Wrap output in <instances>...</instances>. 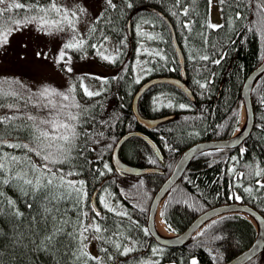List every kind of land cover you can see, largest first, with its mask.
<instances>
[{
	"label": "trees",
	"instance_id": "1",
	"mask_svg": "<svg viewBox=\"0 0 264 264\" xmlns=\"http://www.w3.org/2000/svg\"><path fill=\"white\" fill-rule=\"evenodd\" d=\"M7 2L12 3L13 0ZM20 2L33 4L36 0ZM56 2L69 12L70 18L72 12L77 13L72 18L74 29L66 22L59 25L62 30L53 26L50 34L54 38L46 34L47 29L38 31L36 23L20 30L44 34L45 43L50 42L45 46L52 53L56 52L57 59L65 43L83 41L81 47L64 49L61 63L66 62L71 68L70 72L62 70V76L66 72L69 74L66 86L68 91L71 89L70 100L86 109L79 117L77 130L86 131L87 135L82 134L78 138L79 148L73 152L75 159L71 164L54 165L65 172L75 166L73 170L77 174L67 179L85 182L84 191L88 196L81 205L83 211L95 216L91 211V195L96 191L97 210L106 218L97 220L110 229L104 232V236L110 237L112 243L89 239L85 241L83 250L89 253L87 245L93 241L97 256L89 254L102 258L101 264H191L193 260L197 264H222L247 248L256 236V227L239 213H227L211 219L186 244L178 247L156 243L148 233L145 221L153 194L171 171L179 154L196 141L229 137L239 127L243 108L241 85L264 56V11H261L258 0H226L223 5L218 0L222 17L220 25H223L218 30L203 26L209 22L208 0H181L180 4H176V0H114L118 7L108 8L99 22H96V17L107 8L104 0H98L94 7L67 4L66 0ZM39 3L47 5L50 0H39ZM129 3L131 8L127 6ZM81 7L87 9L83 14L79 12ZM184 8L190 9L188 15H173L182 13ZM237 13L240 14L239 19L236 18ZM33 14L26 13L24 9H13L6 16L23 19ZM48 19L58 20L60 17L52 12ZM184 22L189 23V29L182 27ZM93 28L96 30L92 31ZM141 29L159 39L141 37ZM172 29L184 55L186 75L183 80L193 98L168 82L150 85L138 98L140 114L145 117L170 116L156 125L143 128L132 111V98L139 85L159 75L181 77ZM105 36L115 44V53L109 61L112 71L98 76L99 86L94 93L99 95L89 97L85 94L83 82L92 75L79 68L74 74L72 67L88 59L91 64L97 48L107 41ZM156 52L160 55H155ZM202 55H208L210 59L200 60ZM216 60L220 62L214 63ZM61 63H56V67ZM200 84H205V87L201 88ZM0 85V105H3L0 116H18L25 110L35 112L31 106L34 101L23 97L16 87ZM12 92L19 95L12 96L9 94ZM33 94H38V91H33L30 96ZM251 100L255 122L248 137L236 148L213 149L195 156L162 200L159 214L173 232H182L205 209L235 201L252 205L264 217V187H261L264 183H257L264 174H255L257 171L264 173V127H261L264 126V73L252 87ZM180 104L185 108H180ZM70 110L80 112L78 108ZM24 122L17 119L10 124H0V130L10 133L5 137L10 143H27L29 133L26 130L13 131V125ZM130 130L147 133L159 147L162 159L137 136L123 142L119 148L120 157L129 164L151 166L161 171L132 175L114 169L111 151L118 138ZM4 153L25 155L23 149L0 147V155ZM29 155L36 164L43 163L34 153ZM105 164L110 171L104 168ZM100 172L105 174L101 176ZM0 192L4 194L0 199L5 201L4 210L0 212V264H85L87 258L80 256V243L63 234L71 233L73 225L62 224V221L74 222L77 219L74 200L60 202L56 206L59 212L54 208L46 216L43 201L33 203L31 197L9 185L0 187ZM100 196L108 199L113 212L103 208ZM8 199L15 202L14 208L7 205ZM30 203L33 205L31 208L28 206ZM16 210L22 215H15ZM117 212L126 215L118 216ZM53 216L57 217L56 221H53ZM55 228H62V232L48 244L45 238ZM116 243L122 246L120 250L115 248ZM125 246L134 250L121 255ZM101 248H107L108 252L101 251ZM87 264H96V261L87 260ZM245 264H264V248Z\"/></svg>",
	"mask_w": 264,
	"mask_h": 264
},
{
	"label": "snow or ice",
	"instance_id": "2",
	"mask_svg": "<svg viewBox=\"0 0 264 264\" xmlns=\"http://www.w3.org/2000/svg\"><path fill=\"white\" fill-rule=\"evenodd\" d=\"M107 8H105L99 16L96 17V22L102 20L108 8L116 9L118 7L114 0H104ZM226 0H220L223 5ZM181 0H176V4H180ZM211 4L212 0H208ZM7 5L6 7H0V46L7 43L8 36L12 34L13 31H18L23 26L28 24L36 23L38 25L37 30L44 32L45 29L48 30L46 34H50L51 28L53 26L58 27L61 23L66 22L70 27L74 29V17L77 16L76 12L71 13L59 6L56 0H50L47 5H40L39 0L33 4H24L20 0H13L12 3H8L7 0H0V5ZM261 11H264V0H260ZM129 8L132 7L131 3L127 5ZM13 9H24L26 13H35L33 15H26L23 19H13L12 17H7L6 14L13 11ZM87 9L81 7L79 12L81 14L85 13ZM55 12L57 16L60 17L58 20H49L48 15ZM190 12L189 8H184L182 13H173V15H188ZM236 18H240V14H236ZM147 23V21H145ZM207 29L218 30L223 27V25H216L210 22H205L203 25ZM182 27L189 29L190 25L187 22L182 24ZM96 29L93 28L92 31ZM141 37L147 36L149 40L159 39V37L151 36L145 33L142 29L139 31ZM202 35V34H201ZM107 40V37H104ZM83 45V41L79 43H65L63 48L59 53V59L56 63L59 64L64 60L65 52L64 49L77 48ZM96 47V45H92ZM146 51V49H145ZM37 53V56H40ZM155 55L159 56L160 53L156 52ZM163 58V57H161ZM103 59H112L109 56H103ZM193 60L196 59L195 56L192 57ZM200 60L207 61L210 59L208 55L199 56ZM214 63H219V60L213 61ZM71 71V68L67 69ZM201 88L205 87V84L199 85ZM71 89L68 93L60 92L55 89L45 88L38 94H33L29 97V101H34L32 103V108L35 112L25 110L20 115L13 116H0V124H10L12 121L20 119L25 121L19 125H13V131L26 130L29 133V139L27 143H10L5 137L10 133L0 130V147L6 146L8 148L23 149L25 152L24 156L12 155L10 153H4L0 155V187L4 185H9L18 188L26 197H31L33 203L36 200L43 201V209L45 215L51 214L53 209L59 212V208L56 207L60 202L65 200H74V207L77 210V219L74 222L64 220L62 224L72 223L73 231L71 233H63L64 235L70 236L73 240H77L80 245V256L86 257L87 260L96 261V264H101L102 258L92 257L89 253L83 249L86 247L85 241L89 239H96L102 243H112L110 237H105L104 232L110 231L102 222L98 221L97 218L106 219L102 216V213L97 210L95 203L91 204V211L95 213V216H90L88 211H83L81 205L87 199V192L84 191L85 182L72 181L67 179L69 176L76 175L77 173L73 170V167L69 168L68 171H64L62 168H56V164H71L75 157L73 152L79 148L77 144L78 138L84 134L87 135L86 131H78L77 128L80 126L79 117L83 111H86L79 103L70 100ZM12 96H18L16 92L9 93ZM85 94L89 97L94 95H99L98 92L94 93L87 91L85 89ZM68 102V103H65ZM264 102V101H262ZM26 107L28 101L25 102ZM171 106V105H169ZM3 107V105H0ZM10 108H16L15 105H9ZM180 108H185L184 104L179 105ZM78 108L80 112H72L70 109ZM17 111L19 109L17 108ZM264 127V126H261ZM82 151V150H81ZM243 149L241 152L243 153ZM31 153L40 157L43 161L42 164H36L31 159ZM235 159V158H233ZM90 163V162H89ZM104 168L109 169L108 165L105 164ZM105 173L100 172L103 176ZM260 176L264 173L257 171L255 173ZM260 184V181H257ZM264 187V184H261ZM245 191H250V189H245ZM3 193L0 192V197H3ZM239 199V197H236ZM100 204L108 212H113L114 209L110 206L108 199L105 196L99 197ZM5 201L0 199V212L4 210ZM7 205L10 207L15 206V202L11 199L7 200ZM30 208L33 206L32 203L28 205ZM15 215L20 216L18 210L14 212ZM116 215H126L122 213H115ZM53 221L57 220L56 216L52 217ZM85 220L88 222L85 223ZM213 223H216L215 221ZM55 227V226H54ZM62 228H55V230L48 235L45 239L48 244L55 241V238L61 234ZM219 239V237H217ZM119 243L115 244L117 250L121 249ZM134 249L130 247H123L120 252L121 255H127ZM101 251L107 253V248H101ZM108 259H112L108 256ZM85 260V264H87ZM191 264H197L195 260Z\"/></svg>",
	"mask_w": 264,
	"mask_h": 264
},
{
	"label": "water",
	"instance_id": "3",
	"mask_svg": "<svg viewBox=\"0 0 264 264\" xmlns=\"http://www.w3.org/2000/svg\"><path fill=\"white\" fill-rule=\"evenodd\" d=\"M260 3V0H258ZM172 42L174 44L178 61L181 66L182 78L185 77L184 74V55L179 47L175 33L172 29ZM264 73V56L262 60L247 74L245 77L240 91V97L242 99L243 111L245 113L244 122L242 127H240V131L233 135L232 137H225L219 139H203L194 142L190 145L189 148H185L178 158L176 159L171 171L161 183V185L157 188L155 193L153 194L147 210L146 215V229L154 241L162 246L166 247H178L186 244L192 235H194L205 223L210 221L211 219L227 214V213H244L250 216L251 219L256 221V224H253L256 227V236L252 243L245 249H243L240 253H238L233 258L226 260L222 264H245L258 253H260L264 248V217L263 215L252 205L248 203L242 202H229L220 205H216L205 209L200 212L188 225L187 227L180 233L174 234L173 236H162L160 235L154 226V219L158 215L159 207L170 190L173 184L182 176L184 170L193 159L195 155L198 153L209 151L213 149H231L238 147L250 134L253 125H254V112L253 105L251 100V91L252 87L257 81V79ZM182 78H178L176 76L172 77H152L144 80L132 98V111L139 123V125L143 128H149L153 125H156L158 122L165 120L169 115H163L158 117H145L142 116L138 110L137 102L139 96L145 91L147 87L156 83V82H168L173 84L183 90L190 98H193L192 92L190 88L186 85ZM137 136L143 139L147 144H149L152 149L157 153L160 159H162V154L155 143V141L144 131L142 130H130L123 133L118 140L116 141L111 154V163L114 169L120 173H139V172H150V171H161L160 168H138L124 163L118 155V150L120 146L125 142L129 137ZM95 193L94 191L91 195V204L95 203ZM96 205V203H95ZM97 208V206H96Z\"/></svg>",
	"mask_w": 264,
	"mask_h": 264
},
{
	"label": "rangeland",
	"instance_id": "4",
	"mask_svg": "<svg viewBox=\"0 0 264 264\" xmlns=\"http://www.w3.org/2000/svg\"><path fill=\"white\" fill-rule=\"evenodd\" d=\"M98 0H66V3H72L80 6L88 5L94 7ZM209 22L220 25L222 17L219 8L218 0H212L209 4ZM28 30V29H27ZM29 30L13 31L8 36L7 43L0 46V83L8 84L16 87L17 91L27 99L33 91L41 92L45 88L55 89L60 92L68 93L66 84H68L69 64L62 62L56 67V52L52 53L48 46H45L46 36L39 32L29 34ZM51 38L55 36L50 34ZM12 40V41H11ZM51 40V39H50ZM52 41V40H51ZM51 45H54L51 42ZM12 47V48H11ZM40 53V56H37ZM115 53V44L111 40L101 44L93 55L91 64L88 60L81 61V65L75 63L72 67L74 74L78 73V68L86 69V82H83L84 88L87 91L95 92L99 86L98 76H105L112 71L109 61L103 59V56L113 57ZM17 55V57H11ZM19 59V60H17ZM7 63V64H4ZM66 70V74L62 76V70ZM62 76L63 79H60ZM60 79V81H59ZM87 83V86H86ZM1 86V85H0ZM68 103V102H65ZM243 114V110H242ZM260 182L264 183V175L259 178ZM168 231L173 233L171 229ZM88 252L92 256H97L95 245L90 241L87 245Z\"/></svg>",
	"mask_w": 264,
	"mask_h": 264
},
{
	"label": "bare ground",
	"instance_id": "5",
	"mask_svg": "<svg viewBox=\"0 0 264 264\" xmlns=\"http://www.w3.org/2000/svg\"><path fill=\"white\" fill-rule=\"evenodd\" d=\"M177 40V39H176ZM177 43H178V41H177ZM174 45V44H173ZM178 45H179V43H178ZM179 47H180V45H179ZM181 48V47H180ZM174 49H175V47H174ZM175 52H176V50H175ZM184 74L186 75V73H185V70H184ZM181 77H178V78H182V73H181V75H180ZM157 77V76H156ZM158 77H172V76H158ZM156 83H159V82H156ZM244 117H245V113H244V111H243V114H242V118H241V121H240V127H242V125H243V122H244ZM254 126V125H253ZM240 131V129L236 132V133H238ZM235 133V134H236ZM147 134V133H146ZM235 134H233V135H235ZM233 135H231V136H229V137H232ZM248 137V136H247ZM190 147V145L188 146V147H186V148H189ZM111 154H112V151H111ZM200 153H198L197 155H199ZM118 155H119V150H118ZM180 155V154H179ZM197 155H195V156H197ZM194 156V157H195ZM193 157V158H194ZM119 158L124 162V163H126V164H128V165H131V166H134V167H138V168H145V167H139V166H135V165H132V164H129V163H127V162H125L121 157H120V155H119ZM178 158V157H177ZM110 160H111V155H110ZM176 161V160H175ZM175 163V162H174ZM174 165V164H173ZM189 165V164H188ZM148 167H151V166H148ZM173 167V166H172ZM151 168H154V167H151ZM187 168V167H186ZM172 169V168H171ZM186 170V169H185ZM184 170V171H185ZM156 172H158V170H156ZM139 173H143V172H139ZM139 173H129V174H132V175H135V174H139ZM243 216H245L247 219H250V220H252L255 224H256V221L255 220H253V219H251L250 218V216H248L247 214H244V213H241ZM154 226H155V229H156V231L160 234V235H162V236H173V233H171L170 231H168V229H167V227L165 226V224H164V221H163V219H162V217L159 215V212H158V215L155 217V219H154ZM241 252V251H240ZM240 252H238V253H240ZM237 253V254H238ZM237 254H235L234 256H236ZM234 256H232V257H230L229 259H231V258H233ZM229 259H227V260H229Z\"/></svg>",
	"mask_w": 264,
	"mask_h": 264
},
{
	"label": "flooded vegetation",
	"instance_id": "6",
	"mask_svg": "<svg viewBox=\"0 0 264 264\" xmlns=\"http://www.w3.org/2000/svg\"><path fill=\"white\" fill-rule=\"evenodd\" d=\"M176 233V232H175Z\"/></svg>",
	"mask_w": 264,
	"mask_h": 264
}]
</instances>
